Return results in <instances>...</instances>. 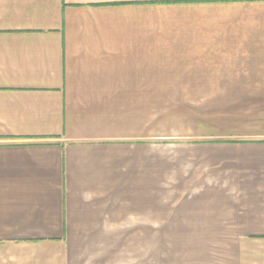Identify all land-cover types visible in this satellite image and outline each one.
I'll return each instance as SVG.
<instances>
[{
  "label": "crops",
  "instance_id": "crops-1",
  "mask_svg": "<svg viewBox=\"0 0 264 264\" xmlns=\"http://www.w3.org/2000/svg\"><path fill=\"white\" fill-rule=\"evenodd\" d=\"M0 264H264V0H0Z\"/></svg>",
  "mask_w": 264,
  "mask_h": 264
},
{
  "label": "rangeland",
  "instance_id": "rangeland-1",
  "mask_svg": "<svg viewBox=\"0 0 264 264\" xmlns=\"http://www.w3.org/2000/svg\"><path fill=\"white\" fill-rule=\"evenodd\" d=\"M210 95H212V96H214V94H210ZM216 96H218V94L216 95ZM209 98H211V97H209ZM220 98V97H219ZM208 100V99H207ZM209 101H207V103H208ZM211 102V101H210ZM163 200H159V212L160 211H165V204L164 205H162L163 203H161ZM172 201V200H171ZM180 206L179 205H176V206H174V209H175V211H178V208H179Z\"/></svg>",
  "mask_w": 264,
  "mask_h": 264
}]
</instances>
